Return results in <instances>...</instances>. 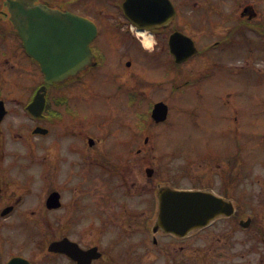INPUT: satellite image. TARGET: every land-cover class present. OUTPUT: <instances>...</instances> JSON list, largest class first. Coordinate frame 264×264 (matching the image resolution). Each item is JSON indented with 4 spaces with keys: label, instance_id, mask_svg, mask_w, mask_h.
Segmentation results:
<instances>
[{
    "label": "flooded vegetation",
    "instance_id": "obj_1",
    "mask_svg": "<svg viewBox=\"0 0 264 264\" xmlns=\"http://www.w3.org/2000/svg\"><path fill=\"white\" fill-rule=\"evenodd\" d=\"M9 1L0 0V70L26 72L39 82L32 92L26 87L24 98L0 92L5 107L0 116V264H220L221 250L237 242L238 234L244 235L240 243L247 250L245 264H264L263 216H256L258 222L245 216L235 198L250 188L251 165L244 156L235 149L222 155L219 149L200 166L202 178L192 179L212 189L200 190L231 201L235 212L184 236L159 225V196L169 185L155 179L157 172L143 177L140 161L141 154L150 153L148 147L156 144L151 131L141 140V114L148 121L156 103L170 106L173 65L197 62L199 79L214 78L216 69L240 64L227 57L238 45L247 51L264 50V0H26L27 8L70 12L97 28L90 44L96 65L49 87L46 107L37 118L25 107L11 106L12 101L30 103L44 85V75L13 28ZM142 32L151 37L152 45L142 41ZM174 35L189 36L196 43V55L182 64L171 53ZM184 48L183 43L174 47ZM109 53H116L118 64L128 58L122 71H108L115 73V82L122 89L125 83L133 99L145 101L134 105L137 130L128 140H109L106 129H93L90 109L76 98L94 90L93 80L106 70ZM136 57L149 65V58L155 57L163 70L154 78L138 74L135 60H129ZM31 67L37 68L35 74ZM190 73L194 70L187 76ZM7 82H1V90ZM235 111L233 123L229 121L234 131L242 116ZM155 125L143 124V130ZM13 128L22 144L35 139L37 155L9 156L7 167L4 148L12 142ZM35 129L46 132L33 135ZM208 174L214 177L208 179ZM242 179L244 183L238 182ZM53 193L58 198L49 203Z\"/></svg>",
    "mask_w": 264,
    "mask_h": 264
},
{
    "label": "rangeland",
    "instance_id": "obj_2",
    "mask_svg": "<svg viewBox=\"0 0 264 264\" xmlns=\"http://www.w3.org/2000/svg\"><path fill=\"white\" fill-rule=\"evenodd\" d=\"M101 42L105 43V39ZM227 57L241 62L216 69L214 78L197 79L194 74L191 86L174 95L171 100L172 110L169 122L156 128L158 131L155 141L157 154L156 152L153 154L158 157H160L158 154L169 157L170 162L162 170V175L166 174L169 177V184L200 185L194 184V180L191 179L194 173L203 175L199 165L209 163L214 151L220 149L222 155H228L238 147L239 142H242L245 145L244 160L251 165V174L248 179L250 188L247 194H237L235 198L241 212L245 216H252L258 222L257 215H262L264 219V50L250 47L247 51L238 45ZM117 60L119 57L116 53H109L106 62L107 71L105 69L99 71L100 77H95L93 80L97 90L94 88L88 95L76 97L82 106L90 109L94 120H92L93 129L99 126L108 129L120 121L123 125L124 122L130 121L131 115L127 112L121 113L119 110L122 107L124 95L123 102L130 104L128 95L126 93L123 95L125 83L122 89L112 76L115 73L108 72H120L124 66H127L125 62L118 64ZM149 62L150 65L145 64L140 57H136L134 68L138 74L150 78L157 77L161 73L159 70L163 68H158L155 57H150ZM196 66L197 62L190 68L195 70V73L198 71ZM31 69L33 72L37 71L36 67ZM190 69L187 67L182 68L181 73L173 72L171 74L173 81L183 76L185 72H190ZM173 70L175 71L174 68ZM106 72L108 74L104 76ZM4 79L8 81L4 91L0 89L4 97L13 95L24 98L26 87L29 86L32 92L33 87L39 82L30 78L26 72L5 73L0 70V84ZM196 81L201 83L196 84ZM78 90L82 91V89ZM84 90L86 93L87 90ZM235 110H239L242 115L241 125L236 127V131L229 127V121L233 123L235 119ZM15 131L10 134L13 136L17 133ZM121 134L124 138L129 136L124 129L121 130ZM14 146L21 147V141L12 139L11 145L5 149L12 150L13 155H24L21 150H15ZM25 152L26 155L29 154L28 150ZM151 160L153 162V159ZM144 162L148 161L141 160L142 165ZM158 165L162 166L161 161ZM207 177L209 179L214 176L208 174ZM162 179L161 176L158 177V180ZM238 182L244 183V180ZM90 208L95 215L97 211L93 206ZM237 236L239 238L237 242L228 243L227 247L230 250L228 248L221 250V264H245L247 250L246 246L240 243L244 235ZM256 257L260 259V255Z\"/></svg>",
    "mask_w": 264,
    "mask_h": 264
},
{
    "label": "water",
    "instance_id": "obj_3",
    "mask_svg": "<svg viewBox=\"0 0 264 264\" xmlns=\"http://www.w3.org/2000/svg\"><path fill=\"white\" fill-rule=\"evenodd\" d=\"M23 5V0L13 4L12 21L22 37L31 38L29 52L41 63L46 82L53 84L63 81L82 70L90 58L88 45L92 38L84 22L73 15L47 8L26 10ZM193 45L191 42L188 51L176 53L177 60L182 61L191 56L195 52ZM82 46L86 49H82ZM40 93L29 106L30 109L42 108L45 104L44 94ZM167 115L168 107L158 104L154 112L156 120L164 121ZM160 209L162 225L176 233L187 232L194 227L206 225L220 214L229 215L233 212L230 203L211 193L199 191L162 192Z\"/></svg>",
    "mask_w": 264,
    "mask_h": 264
}]
</instances>
